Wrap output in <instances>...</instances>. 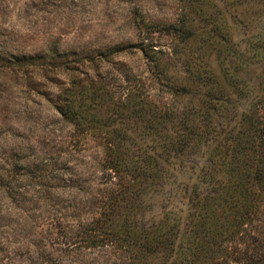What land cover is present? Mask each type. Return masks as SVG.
Instances as JSON below:
<instances>
[{"label":"rangeland","instance_id":"rangeland-1","mask_svg":"<svg viewBox=\"0 0 264 264\" xmlns=\"http://www.w3.org/2000/svg\"><path fill=\"white\" fill-rule=\"evenodd\" d=\"M262 36L264 0H0V264L129 261L115 223L95 225L113 187L105 142L61 114L62 91L122 116L140 94L194 112L217 77L216 96L254 99Z\"/></svg>","mask_w":264,"mask_h":264},{"label":"trees","instance_id":"trees-1","mask_svg":"<svg viewBox=\"0 0 264 264\" xmlns=\"http://www.w3.org/2000/svg\"><path fill=\"white\" fill-rule=\"evenodd\" d=\"M261 83L256 98L236 102L216 96L226 91L217 77L194 112L179 114L143 94L129 116L74 88L59 95L61 114L105 142L102 178L113 187L95 225L115 223L107 238L130 254L126 264H264Z\"/></svg>","mask_w":264,"mask_h":264}]
</instances>
